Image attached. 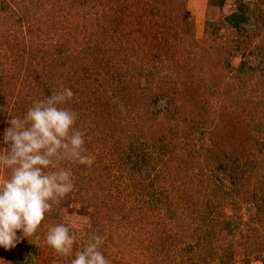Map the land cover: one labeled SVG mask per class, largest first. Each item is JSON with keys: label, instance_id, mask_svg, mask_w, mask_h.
<instances>
[{"label": "rangeland", "instance_id": "374dc122", "mask_svg": "<svg viewBox=\"0 0 264 264\" xmlns=\"http://www.w3.org/2000/svg\"><path fill=\"white\" fill-rule=\"evenodd\" d=\"M66 87L94 163L0 264H70L88 233L110 264H264V0H0V140Z\"/></svg>", "mask_w": 264, "mask_h": 264}, {"label": "clouds", "instance_id": "9594fccd", "mask_svg": "<svg viewBox=\"0 0 264 264\" xmlns=\"http://www.w3.org/2000/svg\"><path fill=\"white\" fill-rule=\"evenodd\" d=\"M73 97L66 87L33 101L23 117L7 115L0 140V169L7 173L0 176V247L5 250L33 236L46 213L73 190L68 165L94 163L95 157L86 154L85 133L76 127L78 114L66 106ZM76 240L75 231L65 224L46 233L47 245L62 257L73 255ZM103 240L88 233L70 264H110L100 250Z\"/></svg>", "mask_w": 264, "mask_h": 264}, {"label": "trees", "instance_id": "16d2710c", "mask_svg": "<svg viewBox=\"0 0 264 264\" xmlns=\"http://www.w3.org/2000/svg\"><path fill=\"white\" fill-rule=\"evenodd\" d=\"M221 5V4H220ZM250 16H249V8L247 2L240 1L238 4V8L234 10L227 18L226 20L229 22L230 26L233 27L235 30L241 31L242 29H245L246 23L249 22ZM127 75V73H125ZM201 87L205 88L208 91H211L209 86L206 85V82L204 84H201ZM196 97L192 100V105L195 104ZM175 112V111H174Z\"/></svg>", "mask_w": 264, "mask_h": 264}]
</instances>
